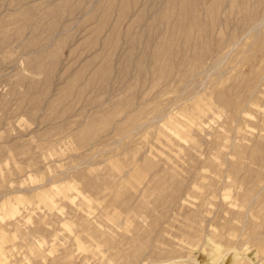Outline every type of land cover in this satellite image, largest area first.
I'll return each mask as SVG.
<instances>
[{"label": "rangeland", "instance_id": "1", "mask_svg": "<svg viewBox=\"0 0 264 264\" xmlns=\"http://www.w3.org/2000/svg\"><path fill=\"white\" fill-rule=\"evenodd\" d=\"M0 264H264V0H0Z\"/></svg>", "mask_w": 264, "mask_h": 264}]
</instances>
